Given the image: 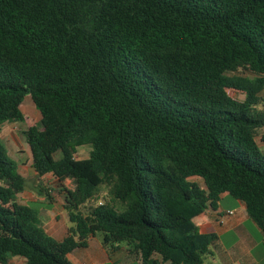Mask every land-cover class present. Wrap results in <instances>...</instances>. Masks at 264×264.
I'll return each mask as SVG.
<instances>
[{"label": "trees", "instance_id": "obj_1", "mask_svg": "<svg viewBox=\"0 0 264 264\" xmlns=\"http://www.w3.org/2000/svg\"><path fill=\"white\" fill-rule=\"evenodd\" d=\"M262 91L264 0H0V126L23 122L30 96L31 168L75 196L58 242L19 201L26 182L0 140V264H69L94 236L142 264H203L193 218L222 193L264 232ZM101 186L117 204H96Z\"/></svg>", "mask_w": 264, "mask_h": 264}, {"label": "crops", "instance_id": "obj_2", "mask_svg": "<svg viewBox=\"0 0 264 264\" xmlns=\"http://www.w3.org/2000/svg\"><path fill=\"white\" fill-rule=\"evenodd\" d=\"M34 108L33 103L32 105L28 103L26 110L29 114H34ZM6 125L0 126V133ZM0 140L2 141L1 134ZM258 146L264 147V142ZM31 171L36 176L34 171ZM38 193L40 192L37 191ZM36 197L35 201H38L40 197L37 195ZM34 205H38V208H34L38 212L44 231L54 240L62 241L67 236L70 226L65 204ZM228 211H231V214H228ZM193 224L195 244L206 243L208 246L203 264H264V232L248 217L243 202L222 193L216 208L208 207L196 215ZM67 260L69 264H142L140 255L125 242L104 245L98 236L89 238L85 248L76 249L68 254ZM152 260V264H162L157 256ZM5 264L27 263L24 258L12 256Z\"/></svg>", "mask_w": 264, "mask_h": 264}, {"label": "rangeland", "instance_id": "obj_3", "mask_svg": "<svg viewBox=\"0 0 264 264\" xmlns=\"http://www.w3.org/2000/svg\"><path fill=\"white\" fill-rule=\"evenodd\" d=\"M229 75H238L242 77H253L246 70H239L237 72L229 73ZM227 93L235 100L244 101L246 96L242 92L227 90ZM261 101L257 106L259 109L264 110V91L260 94ZM32 105V101L29 96H26L22 105L21 111L23 113L24 121L20 123H13L6 125L1 130V138L8 150V155L17 163L18 171L25 179L26 188L23 194L20 195L19 201L23 204H31L32 207L38 208V205L34 204H66L65 198L75 201L74 189L72 183L68 179H62L61 181L55 179L50 175L38 178L33 175L31 168V157L29 152V147L26 143L23 132L26 131L30 126H35L41 128L40 125V114L34 108V114H29L26 107ZM264 133V130L258 131L256 141L258 144H261L259 136ZM260 149L264 147L260 146ZM61 153L58 152L55 155V159H59ZM76 157L83 159L87 157V149L79 148L76 152ZM194 180V179H191ZM37 191L40 193L37 194ZM36 192V193H35ZM39 196L40 199L35 201V198ZM109 203L117 204L111 200V195L109 189L106 186H101L98 188L97 192V203ZM119 210V208H118ZM121 210V208H120Z\"/></svg>", "mask_w": 264, "mask_h": 264}, {"label": "built area", "instance_id": "obj_4", "mask_svg": "<svg viewBox=\"0 0 264 264\" xmlns=\"http://www.w3.org/2000/svg\"><path fill=\"white\" fill-rule=\"evenodd\" d=\"M227 213H228V214H231V211H228Z\"/></svg>", "mask_w": 264, "mask_h": 264}]
</instances>
